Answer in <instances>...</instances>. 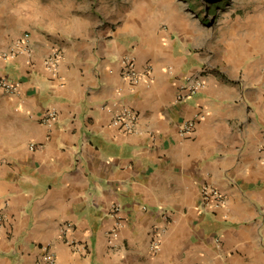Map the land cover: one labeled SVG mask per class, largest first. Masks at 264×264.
I'll list each match as a JSON object with an SVG mask.
<instances>
[{"label": "crops", "instance_id": "0c3cea01", "mask_svg": "<svg viewBox=\"0 0 264 264\" xmlns=\"http://www.w3.org/2000/svg\"><path fill=\"white\" fill-rule=\"evenodd\" d=\"M99 4L94 25L0 45L31 33V53L0 54L17 83L0 88V264H44L47 250L58 264H264V45L217 30L189 0L120 18ZM191 74L205 84L178 100ZM125 106L133 131L114 124ZM206 184L225 206L204 208Z\"/></svg>", "mask_w": 264, "mask_h": 264}, {"label": "rangeland", "instance_id": "374dc122", "mask_svg": "<svg viewBox=\"0 0 264 264\" xmlns=\"http://www.w3.org/2000/svg\"><path fill=\"white\" fill-rule=\"evenodd\" d=\"M189 1L217 30H231L236 38H255L257 45H264V0ZM100 2L120 18L130 9L141 13L156 0H0V45L34 27L64 32L84 22L94 25L101 14Z\"/></svg>", "mask_w": 264, "mask_h": 264}, {"label": "built area", "instance_id": "2783aa9c", "mask_svg": "<svg viewBox=\"0 0 264 264\" xmlns=\"http://www.w3.org/2000/svg\"><path fill=\"white\" fill-rule=\"evenodd\" d=\"M32 42H31V33L26 31L22 34L21 37L16 40L8 50L0 52L1 56L4 59H13L19 53H31L32 52ZM62 59V51L60 48L53 47L50 51V54L45 60L47 69L57 74L59 70L60 61ZM124 64L126 65L125 74L127 77L138 81L140 79V72L138 71L135 62L132 58L123 59ZM204 79L201 75L191 74L186 77L182 83L183 92L179 94L178 100L185 101L198 91H200L204 86ZM0 88L6 91H14L17 88V83L13 80L8 79L6 76H0ZM58 119V111L54 108H49L44 114L42 121L46 124H52ZM138 119V114L132 108L127 106L123 107L115 116L114 124L122 127L127 131H133L135 129ZM194 121H186L181 127L182 131L186 134H189L194 129ZM31 147L35 148L36 144L31 143ZM202 203L204 208H213L217 209L222 206H225L227 203L226 195L218 188L206 184L202 189ZM73 229V224L70 222L65 223L64 231L65 233ZM158 244L155 243L154 249H157ZM44 264H58L57 256L54 251L47 250L43 255Z\"/></svg>", "mask_w": 264, "mask_h": 264}]
</instances>
